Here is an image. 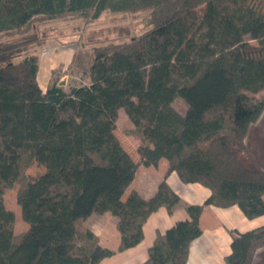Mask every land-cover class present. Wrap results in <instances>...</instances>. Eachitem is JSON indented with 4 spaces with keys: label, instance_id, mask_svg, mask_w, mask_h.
I'll return each mask as SVG.
<instances>
[{
    "label": "trees",
    "instance_id": "1",
    "mask_svg": "<svg viewBox=\"0 0 264 264\" xmlns=\"http://www.w3.org/2000/svg\"><path fill=\"white\" fill-rule=\"evenodd\" d=\"M145 12L137 35L87 34L88 84L67 88L58 69L41 89L38 52L56 22ZM120 110L143 165L166 159L184 184L210 189L206 205L264 216V170L246 145L264 113V0H0V181L13 165L45 169L18 240L0 183V264H101L115 252L86 227L90 216L117 218L122 252L143 241L153 213L180 206L189 219L158 231L143 264H188L204 206L183 205L166 180L150 199L124 198L138 163L115 134ZM231 233L225 264H253L264 225Z\"/></svg>",
    "mask_w": 264,
    "mask_h": 264
},
{
    "label": "crops",
    "instance_id": "2",
    "mask_svg": "<svg viewBox=\"0 0 264 264\" xmlns=\"http://www.w3.org/2000/svg\"><path fill=\"white\" fill-rule=\"evenodd\" d=\"M61 44L64 46L62 50L49 48L46 54L38 52L39 62L51 61L50 65L48 64L51 73L61 66L70 65L75 56L74 47L69 45L72 43L67 45L61 42ZM62 53H67L69 58L65 64L56 61ZM123 118L130 122L125 112L120 110L115 134L125 150L138 163L135 179L125 192L124 198L132 191H136L144 199H150L156 194L161 182L166 180L180 197L183 205L204 206L199 221L202 235L190 245L188 264H225L226 258L232 253L231 232L246 233L259 228L264 225V216L250 220L238 206L220 208L206 205V201L211 196L210 189L199 183L184 184L176 172L169 173V162L166 159H161L157 166L143 165L137 152L138 142L133 137L126 136L124 132L121 134L118 132L119 121ZM132 127L130 122V126L127 128ZM246 145L255 161L264 170V113L251 127ZM187 219L189 216L182 206L178 207L173 214H170L166 208L159 209L145 223L143 241L138 246L122 252L118 251L121 242V236L117 229L118 220L111 213L93 214L87 219L85 225L97 237L101 247L115 252L114 255L103 259L101 264H143L149 259V250L154 244L157 232L164 233L177 222ZM253 264H264V248L257 250Z\"/></svg>",
    "mask_w": 264,
    "mask_h": 264
},
{
    "label": "rangeland",
    "instance_id": "3",
    "mask_svg": "<svg viewBox=\"0 0 264 264\" xmlns=\"http://www.w3.org/2000/svg\"><path fill=\"white\" fill-rule=\"evenodd\" d=\"M123 16L121 14L113 15L110 13H104L96 21H93L88 17H82L74 21H59L54 24L57 30L52 32L51 41L46 45L48 48L45 46L40 48L39 51L46 54L49 48L62 50V47L64 46H62L61 42L67 45L72 43L69 45H72L71 47H74V50L76 51L73 60L70 65L61 66L59 68L63 73L61 80L67 88L71 85L79 86L82 82L88 84L85 72H87L89 68L91 50L89 46L87 48L82 45L83 42H86L87 38L89 39L87 34L90 36V33L98 30L96 38L101 35L105 37L103 33H107V35L112 38L114 37V32H116L119 27H128L132 30V35H137L140 33L141 27L143 26L142 20L147 16V13H136L129 14L126 17ZM59 57L56 61H60L61 64L68 62L69 58L67 57V53H62ZM50 63L51 61L39 62L38 82L41 89L44 91L47 89L52 74L51 71H49ZM173 107L180 113L184 114L188 109V104L185 100L178 98L174 101ZM128 126H130V122L125 118L121 119L119 121L118 132H120V134L123 133L125 129H128ZM13 166L11 169H7L6 174L3 176L0 183L7 207L14 219L15 237L16 240H18L30 227L29 221L31 219L32 205L29 194L30 187L35 180L41 176L45 169L35 160L28 170H24L21 173L19 172L18 166Z\"/></svg>",
    "mask_w": 264,
    "mask_h": 264
}]
</instances>
